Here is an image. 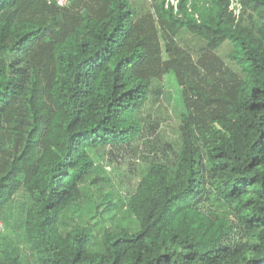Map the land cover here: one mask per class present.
Here are the masks:
<instances>
[{"label": "trees", "instance_id": "trees-1", "mask_svg": "<svg viewBox=\"0 0 264 264\" xmlns=\"http://www.w3.org/2000/svg\"><path fill=\"white\" fill-rule=\"evenodd\" d=\"M240 2L237 18L231 0H179L180 16L166 0H0V223L24 195L21 234L38 264H264V0ZM226 41L241 73L218 53ZM168 77L177 149L128 197L134 222L95 235L93 154L134 150ZM0 264L25 263L6 242Z\"/></svg>", "mask_w": 264, "mask_h": 264}, {"label": "rangeland", "instance_id": "rangeland-1", "mask_svg": "<svg viewBox=\"0 0 264 264\" xmlns=\"http://www.w3.org/2000/svg\"><path fill=\"white\" fill-rule=\"evenodd\" d=\"M135 1L136 5H144V8H146V5L149 6V0ZM139 6L136 7L141 10ZM180 40L191 50H197L203 43L186 30L181 33ZM232 49L233 46L226 41L218 48V53L233 69L241 73V66L230 56ZM243 64H248V62L245 61ZM154 88L159 89L161 92L158 95L154 92L146 101L143 108L144 126L134 150L116 153L112 158L108 155L101 158L99 155L93 154L96 164L95 175L98 182L101 183L100 189L95 190L93 193V199L104 200V204L100 208L103 221L100 220L99 214L91 220L93 223L95 220H100L99 224L96 222L93 224L95 235L100 236L102 233L99 230L104 229V227L109 229L121 222L125 225L134 222V220H131L126 208L128 197L136 189L142 174L152 160H157L166 154H173V150L177 149L182 108L176 82L174 78L168 77L163 81L154 82ZM107 192L110 194L109 199L116 205L112 213L109 212L110 210H106L108 198L102 195V193ZM26 201L24 195L18 196L9 209L10 222L7 226L0 223V247L9 242V244L20 249L25 264H38L35 254L26 244L21 234V213ZM217 205L214 206L216 213L228 216L231 223H234L232 214L228 212L229 210L222 207L216 208ZM82 217L88 219L90 214L83 213ZM71 220H73L72 213L68 214L66 218L67 223Z\"/></svg>", "mask_w": 264, "mask_h": 264}, {"label": "built area", "instance_id": "built-area-1", "mask_svg": "<svg viewBox=\"0 0 264 264\" xmlns=\"http://www.w3.org/2000/svg\"><path fill=\"white\" fill-rule=\"evenodd\" d=\"M51 1V0H49ZM60 5H66L68 0H56ZM232 1V8L234 9V14L239 18L240 13L242 11V4L240 0H231ZM168 6L174 9V12L180 16V12L178 9L179 0H166Z\"/></svg>", "mask_w": 264, "mask_h": 264}]
</instances>
